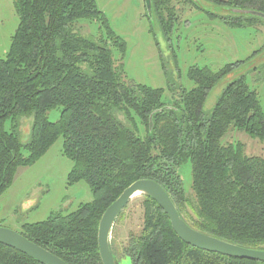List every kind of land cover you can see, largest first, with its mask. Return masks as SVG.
<instances>
[{
  "label": "trees",
  "instance_id": "16d2710c",
  "mask_svg": "<svg viewBox=\"0 0 264 264\" xmlns=\"http://www.w3.org/2000/svg\"><path fill=\"white\" fill-rule=\"evenodd\" d=\"M209 1L264 15V0ZM151 2L163 31L170 32L177 18L173 0ZM13 5L18 25L6 56L0 57V195L20 168L37 162L60 137L63 155L73 164L68 185L85 182L92 195L71 213L23 224L21 236L66 264H102L97 232L103 213L132 183L151 180L192 229L264 251V158L246 155L241 142L221 143L235 129L264 144V114L256 94L240 77L225 87L208 116L203 112L209 91L238 64L217 72L192 68L194 87L159 111L166 106L163 90L125 79L119 63L125 44L95 0H13ZM83 19L101 24L120 61L103 38L90 40L74 31ZM237 19L250 25L256 20ZM55 108L60 114L53 123L47 114ZM29 116L30 138L22 143L20 121ZM186 163L191 165L193 200L177 171ZM141 195L142 228L121 255L131 264H264L186 245L161 208ZM0 264L42 263L0 244Z\"/></svg>",
  "mask_w": 264,
  "mask_h": 264
},
{
  "label": "rangeland",
  "instance_id": "374dc122",
  "mask_svg": "<svg viewBox=\"0 0 264 264\" xmlns=\"http://www.w3.org/2000/svg\"><path fill=\"white\" fill-rule=\"evenodd\" d=\"M95 3L110 29L125 44L122 60L98 21L79 20L74 31L90 40H106L113 59L122 64L125 79L162 89L165 107L178 100L181 91L194 87L189 79L192 68L217 72L226 65L238 64L209 91L203 105L205 116L210 114L225 87L240 77L255 92L264 114V20L251 14L252 11L241 12L209 0H173L177 18L172 21L170 32L165 33L155 10L151 7L149 13L144 0H95ZM239 17L256 20L250 25ZM17 25L13 0H0V57L6 56ZM59 114V108H55L48 112L47 118L54 123ZM32 121L31 116L20 121L18 133L22 143L30 138ZM10 125L5 123L7 131ZM236 142L244 144L246 155L264 158V144L243 132L230 129L221 140L223 145ZM72 166L63 155L60 137L37 162L20 168L0 195V227L19 233L23 224L43 222L58 212L66 215L80 204L90 202L92 195L85 182L68 185ZM177 171L185 193L193 200L190 163ZM142 202L141 194L134 195L111 229L110 245L117 264H131L128 257L121 255L130 237L137 236L142 228Z\"/></svg>",
  "mask_w": 264,
  "mask_h": 264
},
{
  "label": "water",
  "instance_id": "95a60500",
  "mask_svg": "<svg viewBox=\"0 0 264 264\" xmlns=\"http://www.w3.org/2000/svg\"><path fill=\"white\" fill-rule=\"evenodd\" d=\"M147 11L151 12V0H144ZM249 13V12H247ZM264 20V15L250 12ZM169 109L161 108L159 111ZM152 127L151 117L149 129ZM150 197L168 217L175 235L186 245L201 251L210 252L235 259H245L264 262V251L248 250L227 242L202 234L189 227L181 216L167 193L160 185L151 180H139L127 187L103 213L98 225L97 245L102 264H117L110 248V233L120 212L135 194ZM0 244L16 250L42 264H66L58 257L33 244L19 233L0 227Z\"/></svg>",
  "mask_w": 264,
  "mask_h": 264
},
{
  "label": "bare ground",
  "instance_id": "6f19581e",
  "mask_svg": "<svg viewBox=\"0 0 264 264\" xmlns=\"http://www.w3.org/2000/svg\"><path fill=\"white\" fill-rule=\"evenodd\" d=\"M138 194V193H137ZM136 195V194H135Z\"/></svg>",
  "mask_w": 264,
  "mask_h": 264
}]
</instances>
